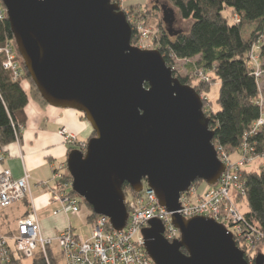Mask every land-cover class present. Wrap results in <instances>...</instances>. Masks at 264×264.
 I'll return each mask as SVG.
<instances>
[{"label": "water", "instance_id": "1", "mask_svg": "<svg viewBox=\"0 0 264 264\" xmlns=\"http://www.w3.org/2000/svg\"><path fill=\"white\" fill-rule=\"evenodd\" d=\"M17 49L48 104L82 112L96 135L73 149V190L113 229L129 217L125 184L144 182L172 213L181 238L170 242L159 219L142 230L155 264L250 263L227 227L208 216L185 219L180 197L199 180L215 185L226 164L200 93L174 75L158 48L132 44L127 14L113 0H2ZM172 30L175 10L162 5ZM185 249L187 252H183ZM0 264H3L0 260Z\"/></svg>", "mask_w": 264, "mask_h": 264}, {"label": "trees", "instance_id": "2", "mask_svg": "<svg viewBox=\"0 0 264 264\" xmlns=\"http://www.w3.org/2000/svg\"><path fill=\"white\" fill-rule=\"evenodd\" d=\"M169 1L171 7L178 10L183 20L190 21V27L184 29L173 26L170 32L168 27L159 21L160 29L156 28L159 33L156 40L157 47L169 66L173 67L175 59H184L189 62L187 63L189 72L213 71L215 77L212 79L215 83L220 82L217 99L220 109H211L208 112L204 106L205 113L211 120V128L215 131V146L225 147L231 151L239 148L247 138L256 146L258 153L264 152V125L257 133L251 134L254 123L264 114V101L262 102L259 78L255 74L253 65L250 66V54L261 39L263 42L259 55L264 59V0ZM132 7L140 8L138 10L141 14L140 18L145 25H148L152 19L151 11L146 7L141 9L140 5ZM229 8L231 15L227 16L224 12ZM233 15L238 16L239 21H234ZM7 41H13L16 46L6 15L0 19V47H3ZM132 44L137 45L135 31ZM5 58L6 55L0 53V149L21 138L26 125L24 109L31 99H38L48 104L32 81L19 51L17 57L21 67L19 78L14 79L12 72L4 67ZM194 58L196 59L193 60ZM174 75H177L176 71ZM177 77L186 84H190L192 80L189 74ZM27 83L30 84L29 88H26ZM209 84L211 85L212 82L200 81L193 87L202 95L209 91ZM93 135H96L95 131ZM241 173L247 187L246 195L241 200L245 199L248 204V210L244 212L246 220L244 236L245 238L250 236L253 244L244 239V245L238 242L237 245L245 251L247 260L254 263L255 256L262 251L258 248L264 246V166L261 165L258 170L242 169ZM65 178L71 180L72 176L69 173ZM124 190L126 194L129 192L136 194L128 184H125ZM72 194H76L74 190ZM24 201L27 206L25 215H27L31 210V203L28 198ZM83 203L92 211L87 217L88 223L100 217L93 212L88 203L84 200ZM107 228L113 229L110 223ZM14 232L15 230L10 229L5 232L6 234L3 232L2 234L12 235ZM182 250L187 252L185 249ZM49 252L50 263L59 264L56 261L57 253L51 248ZM25 259L26 257L12 245L9 257L3 264H25ZM32 264H48V262L38 251L32 258Z\"/></svg>", "mask_w": 264, "mask_h": 264}, {"label": "built area", "instance_id": "3", "mask_svg": "<svg viewBox=\"0 0 264 264\" xmlns=\"http://www.w3.org/2000/svg\"><path fill=\"white\" fill-rule=\"evenodd\" d=\"M118 3L127 14L133 32L139 38L136 46L152 48L157 47L156 40L159 37L158 31H154L137 20L136 16H130L122 0H113ZM6 16V9L0 0V19ZM134 24V25H132ZM152 46V47H151ZM0 53H4L6 58L4 67L12 72L13 78L17 79L21 75L20 63L17 60L18 51L13 41L0 47ZM260 55L254 50L250 54L256 76H259L261 65ZM264 125V114L254 123L251 134L257 133ZM67 142L83 152L87 151L88 143L77 138L73 133H69L66 128L61 130ZM219 158L226 164V170L221 175L219 181L210 186L203 194L193 199L196 193L195 184L188 192L182 193L180 197L181 207L177 211L185 219H192L196 216H208L224 224L234 235L235 241L241 245L244 239L253 244L250 236H244L245 217L244 212L238 208L234 197L238 201L246 195V181L241 170L247 163L260 160L259 164L264 166V152L258 153L257 148L247 138L237 149L238 159L232 160V151L225 147H217ZM3 153L0 149V160ZM58 183L52 190V200L60 203V208L54 214H79L81 212L83 199L72 194L73 179L65 178V175L55 173ZM30 175L25 173L21 178H14L10 169L0 171V211L17 202L29 199L31 203L30 212L20 218L17 228L12 235L0 234V260L3 263L8 259L11 246L26 258H33L40 251L50 263L49 248L58 241L60 245L59 255L64 264H155L150 258L145 247V238L142 230L149 227L152 219H159L163 222L164 236L173 242L181 238L180 230L172 222V213L159 202L156 192L144 182L143 190L139 193L126 194V206L128 209V220L125 228L121 231L107 228L110 220L106 216L100 215L98 219L88 223L90 225V236L81 238L75 234L72 227H67L54 236H46L42 232L40 220L38 219L37 207L33 201L30 188ZM111 224V223H110ZM113 228V227H112ZM55 251V250H54ZM252 263V262H251Z\"/></svg>", "mask_w": 264, "mask_h": 264}, {"label": "crops", "instance_id": "4", "mask_svg": "<svg viewBox=\"0 0 264 264\" xmlns=\"http://www.w3.org/2000/svg\"><path fill=\"white\" fill-rule=\"evenodd\" d=\"M29 87L30 84L27 83L26 88ZM262 96L264 101L263 93ZM24 114L26 125L21 138L1 149L3 158L0 160V171L10 169L14 178H21L25 173H29L31 195L44 235H57L67 227H72L75 232L73 221L75 217L78 218V214H54L61 205L52 200V190L58 183L55 173L65 176L69 174L67 158L73 147L65 140L61 130L66 128L82 141L90 137L93 128L80 111L55 107L38 99L30 100ZM14 205L16 226L11 228L12 231L16 230L18 220L25 216L27 211L25 201ZM6 231L2 230L3 233ZM76 235L83 239L90 236L79 233Z\"/></svg>", "mask_w": 264, "mask_h": 264}, {"label": "rangeland", "instance_id": "5", "mask_svg": "<svg viewBox=\"0 0 264 264\" xmlns=\"http://www.w3.org/2000/svg\"><path fill=\"white\" fill-rule=\"evenodd\" d=\"M123 7H125V10L127 11V13L130 16H136L137 20H143L142 18H140V15L138 10V7H132L134 5H140L141 9L143 8H147L151 11L152 13V19L150 21V23L146 26H149L150 28H152V30L154 31L156 28H159V21L162 22V24L165 27H168V24H166L163 21V10H162V5H167L169 7L172 6L171 2L169 0H122ZM175 20L173 22V25L175 28H184V29H188L190 27V21H185L183 20L179 14H178V10L175 9ZM225 15L230 16L231 15V10L226 9L225 10ZM155 18V19H154ZM232 19L234 21H239V17L238 16H234L232 17ZM250 28L247 29V31H249ZM159 32H161L159 30ZM263 42V39H261V42L259 41L258 43H256L255 45V53L259 55V49L260 46ZM137 44H139V38L137 37ZM153 47L155 45H152ZM151 46V47H152ZM150 48V49H153ZM148 49V48H145ZM196 58H194L193 60H195ZM192 60V61H193ZM187 63H189L188 61L184 60V59H175L174 60V65H173V70L176 71V77L177 76H187V74L190 75V77L192 78L190 85L194 86L197 83H199L200 81H204V82H212V84H209V91L207 93H202L201 97L203 98V102H204V106L206 107V110L209 112L211 109L213 110H219L220 106L217 103V99L219 97V92H220V82L215 83L214 80L212 79L214 76V72L213 71H208L203 72V71H198V72H189L188 67H187ZM259 64L261 65V71L262 73L258 76L259 81H260V87L262 90V93L264 94V59L260 57L259 59ZM250 66H252V62L250 63ZM263 97V96H262ZM262 102H263V98H262ZM205 111V110H204ZM82 113V112H81ZM84 115V114H83ZM68 131V130H67ZM69 133H72L70 131H68ZM74 134V133H73ZM95 135H93V133L90 135V137L88 139H84L82 140L83 142H87L94 137ZM66 140V139H65ZM67 141V140H66ZM73 149H77L76 146L72 147ZM238 154L237 151L233 150L232 151V160L236 161L238 159ZM260 160H255L251 163H247L243 169L245 170H258V168L261 166L259 163ZM67 171L68 167H67ZM210 188V186L205 182V181H200L199 184L195 185V189H196V193L192 196L193 199H195L198 194H203L204 192H206L208 189ZM35 194V193H34ZM33 194V195H34ZM235 202L238 206V208L240 209V211L245 212L248 210V204L246 202V200H241L238 201L236 199V197H234ZM25 200V199H24ZM22 200V201H24ZM30 201V200H29ZM91 209L85 204H82L81 207V212L78 214V218L75 217L73 223H74V227H75V233L76 234H80L83 236H87L88 234L90 235V225L87 224L86 218L87 216L91 213ZM42 214V213H40ZM0 234L3 235L1 232L6 231V230H10L11 228H13L14 226H16V207L15 205H12L6 209H4L2 212H0ZM52 247L55 250L56 257L59 262V264H64V261L62 259V257H60L59 255V251H60V245L58 243V241H54L52 244ZM259 247V246H258ZM261 248V252L264 253V246H261L258 248V250ZM49 258H50V252H49ZM25 264H32V258H26L24 261Z\"/></svg>", "mask_w": 264, "mask_h": 264}]
</instances>
